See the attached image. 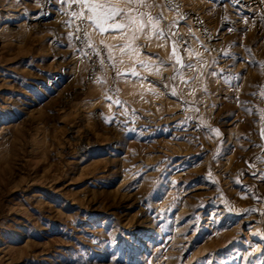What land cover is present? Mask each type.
I'll list each match as a JSON object with an SVG mask.
<instances>
[{"label": "rangeland", "instance_id": "rangeland-1", "mask_svg": "<svg viewBox=\"0 0 264 264\" xmlns=\"http://www.w3.org/2000/svg\"><path fill=\"white\" fill-rule=\"evenodd\" d=\"M0 264H264V0H0Z\"/></svg>", "mask_w": 264, "mask_h": 264}, {"label": "snow or ice", "instance_id": "snow-or-ice-1", "mask_svg": "<svg viewBox=\"0 0 264 264\" xmlns=\"http://www.w3.org/2000/svg\"><path fill=\"white\" fill-rule=\"evenodd\" d=\"M130 2H131V0H130ZM90 7H99V8H103L104 7V5H93V6H90ZM117 27H120L119 25H117Z\"/></svg>", "mask_w": 264, "mask_h": 264}]
</instances>
